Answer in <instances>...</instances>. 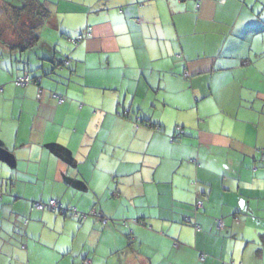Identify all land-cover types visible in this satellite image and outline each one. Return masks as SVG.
I'll return each instance as SVG.
<instances>
[{
  "label": "crops",
  "instance_id": "crops-1",
  "mask_svg": "<svg viewBox=\"0 0 264 264\" xmlns=\"http://www.w3.org/2000/svg\"><path fill=\"white\" fill-rule=\"evenodd\" d=\"M38 1L50 16L21 50L27 17L15 23L10 10L25 0H0V147L11 152L0 202L30 217L28 256L41 242L80 239L75 260L63 249L52 261L264 264V26L254 9ZM26 72L39 82L17 86ZM51 200L91 217L49 218L33 205ZM48 219L52 233L38 232ZM122 220H134L128 233Z\"/></svg>",
  "mask_w": 264,
  "mask_h": 264
},
{
  "label": "rangeland",
  "instance_id": "rangeland-1",
  "mask_svg": "<svg viewBox=\"0 0 264 264\" xmlns=\"http://www.w3.org/2000/svg\"><path fill=\"white\" fill-rule=\"evenodd\" d=\"M246 8H250V11L252 9H254V13L256 14V17L259 18L260 22L263 23L264 26V0H246L245 3ZM1 20H4V17L1 16ZM262 34H264V30L262 32ZM2 48H0L1 50ZM8 63L4 62L3 65L6 66ZM7 153H11L9 150L7 151L6 148H1L0 147V162L2 164V158H6V160L8 159V157L6 156ZM3 159V160H4ZM7 161H4V164L2 167H0V181L2 182V180H7L8 176L6 174V169L10 166L8 164L7 167ZM35 191H37V188L35 189ZM36 202H40V201H33V205ZM48 203V202H46ZM6 203H3L2 201L0 202V264H5L6 261L8 260V257L6 253L10 254L13 251V248H15V254L17 256V254H19V252H21V258L20 259H16L15 263L17 264H22V263H28L27 259H31V264H50L51 262L55 264L54 261L55 257L54 254L56 251H62L63 249L65 250H71V249H75L74 252L69 255L67 254L69 257V261L71 260H75V255L78 252V248L83 247V243L82 241L77 240V242L74 244L70 241L64 242L62 245H55L54 241L55 240H51L50 242H41L37 248L39 247V252L34 253L32 258H30L28 255H31L34 251L31 248L32 245V241L28 242L27 237L25 236V233L27 231V227H26V222L27 219H29V216L23 215L22 217H16V210L13 209L12 206L10 205H6ZM34 209V208H33ZM44 211L47 213L46 215L49 216L50 218V214L52 213H56L57 215L60 216V213L57 211H52L49 208L44 209ZM17 213V212H16ZM91 215H86L85 218H80V219H73L75 220L77 223H82L83 221H85L87 218H90ZM64 215L61 214L60 219L63 220ZM71 218V217H69ZM83 219V220H82ZM61 220V221H62ZM70 220V221H73ZM52 219H48L47 222H49L48 224H43V223H39L37 224L38 226V232H48V233H52V229L54 222H52ZM130 223H134V220H122L119 224L125 226V224L127 225V231L126 233H128V231L131 229V225ZM71 225V224H70ZM70 225L67 226V228L65 229V232L68 234L70 232ZM49 226V227H48ZM57 226V232L60 233L63 230V226H61L60 224H56ZM84 231H86L87 233V228L82 229L81 233H84ZM82 235V234H81ZM86 235V234H85ZM29 236H32V234H30ZM36 239V238H35ZM36 242L39 243V241L36 239ZM69 242V243H68ZM72 243V244H71ZM34 245V244H33ZM25 253V256L24 254ZM39 253V254H38ZM54 253V254H53ZM74 257V258H73ZM20 260V261H19ZM61 261H56V264H61ZM29 264V263H28Z\"/></svg>",
  "mask_w": 264,
  "mask_h": 264
},
{
  "label": "trees",
  "instance_id": "trees-1",
  "mask_svg": "<svg viewBox=\"0 0 264 264\" xmlns=\"http://www.w3.org/2000/svg\"><path fill=\"white\" fill-rule=\"evenodd\" d=\"M10 11L12 15L10 16V19H14L15 23H18L22 17H27V20H25L23 22V25L18 29L20 30L18 33L19 47L21 48V50L33 48L39 40L38 28L50 16V10L44 3L38 0H25L24 4L21 7H14ZM32 78L36 80L39 79L38 77ZM61 214L67 215V213Z\"/></svg>",
  "mask_w": 264,
  "mask_h": 264
},
{
  "label": "built area",
  "instance_id": "built-area-1",
  "mask_svg": "<svg viewBox=\"0 0 264 264\" xmlns=\"http://www.w3.org/2000/svg\"><path fill=\"white\" fill-rule=\"evenodd\" d=\"M90 34H91V30L88 29L84 35L79 36L77 39L72 40V42L75 45H77L85 36H88ZM67 66H69V60L65 59L62 62V67H67ZM34 81L39 82V79H37V80L33 79L30 76V74L28 72H26L24 75L20 76L16 80V85L23 87V86H26V85L30 84L31 82H34ZM56 99L58 100L59 103H63L64 102V98L61 97V96H57L56 95ZM176 130H177L179 135H183L185 133L184 128L181 127V126H178ZM34 207L36 209H40V210L49 208L52 211H59L61 213H67L68 215H70V216H72L74 218H81L82 217V215L77 211L76 208L66 209L56 200H51V201H49V203L36 202L34 204ZM217 226H218L219 229L223 228L224 227L223 221L219 220ZM197 228L199 229V226H197ZM85 263L86 264H91V262L88 261V260H86Z\"/></svg>",
  "mask_w": 264,
  "mask_h": 264
},
{
  "label": "water",
  "instance_id": "water-1",
  "mask_svg": "<svg viewBox=\"0 0 264 264\" xmlns=\"http://www.w3.org/2000/svg\"><path fill=\"white\" fill-rule=\"evenodd\" d=\"M7 157L9 156V153H7V155H6ZM1 157V156H0ZM4 158H2V160H3ZM3 161H9V162H11V159H10V157H8V159L6 160V158L3 160Z\"/></svg>",
  "mask_w": 264,
  "mask_h": 264
}]
</instances>
